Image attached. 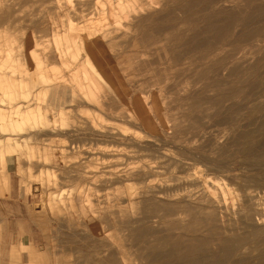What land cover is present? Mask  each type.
Listing matches in <instances>:
<instances>
[{
  "label": "rangeland",
  "instance_id": "374dc122",
  "mask_svg": "<svg viewBox=\"0 0 264 264\" xmlns=\"http://www.w3.org/2000/svg\"><path fill=\"white\" fill-rule=\"evenodd\" d=\"M190 1L0 0V22L46 21L45 35L0 25V79L18 87L0 89V100H46L43 86L71 99L91 81L97 98L67 101L65 114L52 111V124L79 129L94 113L96 128L124 138L119 146L73 130L84 147L64 142L74 154L59 164L52 159L60 135L38 139L27 158L17 155L32 141L0 146V169L9 173L11 163L27 159L24 172L35 184L23 192L10 170V192L0 196V264H264V16L257 11L264 0H199L189 8ZM220 9L235 16V27L218 39L207 29L221 21L196 18ZM196 31L198 40L217 39L194 46ZM242 34L247 39L236 40ZM87 46L103 76L85 63ZM54 47L57 56L42 62L38 55ZM20 76L28 79L21 87ZM26 106L17 117L40 113ZM15 112L7 122L13 133ZM29 121L23 131L44 118ZM47 199L57 211L44 219L32 203ZM248 214L253 240L232 246L231 238L247 235L240 223ZM22 237L26 244L14 253L10 245Z\"/></svg>",
  "mask_w": 264,
  "mask_h": 264
},
{
  "label": "crops",
  "instance_id": "0c3cea01",
  "mask_svg": "<svg viewBox=\"0 0 264 264\" xmlns=\"http://www.w3.org/2000/svg\"><path fill=\"white\" fill-rule=\"evenodd\" d=\"M17 25H21V28H31V29L34 28L35 31H40L41 35H45L46 21H42L40 24L35 25V26L31 25V23L28 24L27 22L24 23V22L13 21L10 24L9 23L5 24L4 27L14 28ZM87 51L90 53V55L93 58V60L98 63L97 64V68L102 70L101 68H103V63L96 59V56L92 53V49L87 46ZM43 52H44V54L38 55L42 62L45 61L46 57L48 58V57L57 56V52H56L55 47L50 49V50H48V51L43 50ZM25 56H27V55H25ZM26 62H27V60H26ZM39 73L36 72V77L35 78H39L40 77ZM25 80L28 81L27 78ZM36 89H37V87H36ZM51 89L52 88L49 87V86H47V87L43 86L42 87V92H41L42 95L41 96L44 97V95H46V97H47L46 100H42V101L31 100L29 102L28 101H20V104H25L26 103L24 105V107L23 106L21 107L23 110H25L28 107L26 105H31V108L36 109V111L40 110L41 115L44 118V123L39 125L35 129H27L24 133H19L17 135L13 134V133L11 134L12 138L15 137L19 141H22V142L24 140H26L28 142L32 141V143L29 144V147L27 149H25V151L22 150V149L20 151L18 150L19 154L17 156H20V157H23V158L24 157L27 158L28 156L35 155L34 152L32 151V148H33L34 144L37 142L38 139H49L51 136L60 135L62 137L61 138L62 140L57 145V150L59 151V154H57V155L54 154L56 158L52 159V162H54L55 164H59L62 159L67 160L68 156L74 154L73 151H71L70 149H67L65 147V145H64V142H69V143L70 142L71 143L77 142V139H73V137H71V132L73 130H75L76 132H80L81 131L82 133H88L89 136L92 135L93 138H96L98 140H100L101 138L104 139V140L109 138L108 139L109 142H111V143L115 142V145H119L120 146L123 143V141H124L123 139L124 138L121 137L120 135H118V134L117 135L105 134L100 129L95 127L93 122H94L95 119L98 122L100 116L97 115V114H94V113L92 114V116H88V118L85 117L86 125L80 127L79 129H75V128L69 129V128H64L63 126L57 127L54 124H52V121H54L51 118L52 111H54L55 113H59L60 115L65 114L67 112L66 111L67 105H68V103H66L67 101L77 100V102H81V101H85V100L90 99V98H97V95L95 93L96 90H95L94 84H92L91 89L94 91L95 96L91 95L90 97H88V96H89V93L91 94V92H90L91 89L89 88L90 91H88L89 90L88 87H87L86 91L84 92V94H79L78 92H76L77 91L76 89H73V92L74 93L76 92V94L72 95V96H74V98H71V99L68 98V97L61 96L57 90H51ZM73 92H72V94H73ZM86 94L88 95L87 98H86ZM36 96L38 97V96H40V94L36 93ZM122 99L124 100V97ZM43 103H45V104L43 105ZM107 106H109V105H107ZM1 107L5 108V109H11V108H16L17 106H15V104H13V106H11L10 104H4L3 106L1 105ZM74 109L75 108L73 107L72 110H74ZM112 109H113V111L118 113L119 116L125 117V110L123 108H120L119 106L114 104V105H112ZM88 114L90 115V113H88ZM135 116H138V115H135ZM143 116H145V115H143ZM105 123L107 125L109 124L107 122H105ZM145 124L148 127L150 125L152 126V123L150 122L149 119L145 120ZM109 125H112V126L115 125L118 128H121L118 124H115V123H111ZM85 138H88V137L87 136H83L82 139L84 140ZM77 143H80L81 146L84 147V143L82 141L77 142ZM81 151H82L83 154L85 153L84 149H82ZM85 156H87V155H85ZM2 161H4V160H2ZM27 162L31 163V161H29L27 159L26 160L22 159L20 162H13V163L10 164V170L13 169L15 171V173L20 176L19 182H20V186L22 188H24L23 192L26 191L28 188H30V186L33 187L35 185V184L33 185V182H31V179L28 178V175H27L28 174V170L26 172H24L25 171L24 164H26ZM38 162H39L38 159H34L32 161V164H35V163H38ZM76 167L79 168V167H81V165L79 164V166H76ZM10 170H9V173H8L5 168L4 169H0V196H4L6 194H9V192H10V182H11L10 181ZM97 173H99L98 170H97ZM23 174H26L25 177L23 176ZM76 177L78 179H85L82 176H78V175H76ZM60 178H62V177H59V179H51V180L58 183V182H60ZM41 179H43V177H41ZM45 179L48 180V177L45 178ZM25 180H27L26 183L24 182ZM116 197H117V195H116ZM44 201L45 202H43V203L41 201L35 202V203H38V205L32 203V209L34 210V212H39L40 213L39 215H41V217H43L44 219H49L51 217V214L54 215L57 210H53L51 207H49V205L51 203L50 200L47 199V200H44ZM107 203H108V201H107ZM103 220H105V219H103ZM71 232L72 231H70V232H61V233H59L57 239H59V241H61V239H63L64 241L67 240V236H69V234H71ZM61 243H62V241H61ZM25 244H26L25 243V238L22 237L17 243L12 242L10 247L14 248V253H16V249H17L16 247L17 246H19V247L25 246ZM47 249L48 248H45L43 250V252H45ZM80 263H81L80 261H75L74 264H80Z\"/></svg>",
  "mask_w": 264,
  "mask_h": 264
},
{
  "label": "bare ground",
  "instance_id": "6f19581e",
  "mask_svg": "<svg viewBox=\"0 0 264 264\" xmlns=\"http://www.w3.org/2000/svg\"><path fill=\"white\" fill-rule=\"evenodd\" d=\"M199 0H191L189 3H188V5H187V7H189V8H192L193 6L194 7H197V6H199ZM263 3V2H262ZM117 6V5H116ZM257 11L260 13V15H263L264 16V4H262V5H259L258 7H257ZM240 14V13H239ZM189 15V17L188 18H186V19H184L185 20V22L187 23V22H189L190 21V19L193 17V15H192V13L191 14H188ZM187 15V16H188ZM186 17V16H185ZM234 15L233 14H231L229 11L227 12V11H225V10H214L213 11V13H211L210 15H208V16H206V14L205 15H201L199 18H196V22L197 23H199V22H203V21H207L208 23H211V22H213V21H211V19H216V20H219V21H221L220 22V25H219V27L217 28V29H215V30H213V29H210V27L207 29V31L210 33V32H216V34H217V37H218V39H221V38H224V36H227L229 33H232L233 32V28L235 27L234 25H235V22H234ZM215 20V21H216ZM6 20H3V22H0V25H3V24H8V22H5ZM207 23V24H208ZM215 25V24H214ZM239 26V25H238ZM241 26H243V25H241ZM245 27H247V26H245ZM238 28V27H237ZM159 29V28H158ZM245 29V28H244ZM262 31H264V25H263V28L261 29ZM196 34H195V38H194V40H193V44H194V46H204V45H207V44H211V41H214V40H216L217 39V37L215 36V38H213V37H209V40L208 41H201L202 40V38H200L201 40H198L197 39V36H198V31H196L195 32ZM148 33H143L142 34V38L143 39H145V38H147L149 35H147ZM243 35V34H242ZM244 37H240L239 39H236V40H241L242 38L243 39H247V34H245V35H243ZM138 38V37H137ZM233 39V38H232ZM137 40V39H136ZM138 42V41H137ZM142 42V41H141ZM137 44H139L140 46H141V44L140 43H137ZM143 44V43H142ZM197 48V47H196ZM203 48V47H202ZM204 49V48H203ZM189 50V49H188ZM9 51V50H8ZM167 52V51H166ZM229 56V55H228ZM81 57V56H80ZM34 58V57H33ZM30 61H33V60H30ZM85 63L86 64H88L92 69H94L99 75H102L103 76V74H102V72L100 71V69H98L97 68V62H95L94 60H93V58L91 57V55H90V53L88 52V53H86V57H85ZM38 65V64H37ZM86 67H87V65H86ZM89 67V68H90ZM213 67L214 66H212L211 68L213 69ZM43 69V68H42ZM218 69V68H217ZM39 72V71H38ZM92 72H93V70H92ZM89 73V72H88ZM94 74H96L95 72H93ZM40 74V73H39ZM36 75V74H35ZM42 75V74H41ZM90 75V74H89ZM31 76V75H30ZM43 76V75H42ZM98 76V75H97ZM39 77V76H38ZM86 77H88V75L86 76ZM98 78V77H97ZM6 79V78H5ZM4 79V80H5ZM99 79V78H98ZM3 79H0V89H2L3 91H6L7 89H8V87H15V88H18L17 87V83H15V81L13 80V79H11V77H8L7 78V81L8 82H6V81H4ZM35 80H37V79H35ZM35 80H34V83H35ZM100 80V79H99ZM25 81V78H23L22 76H20V78H19V83H18V85H19V87H21V86H23V83L22 82H24ZM27 82V81H26ZM33 83V84H34ZM86 84V83H85ZM92 84H94V83H92L91 81H88L87 82V87H88V89L90 88L91 89V86H92ZM15 85V86H14ZM26 85V84H25ZM23 88V87H22ZM90 89L88 90V91H90ZM20 90H21V88H20ZM9 91V90H8ZM91 94L90 95H92V96H95V93H94V91L91 89ZM6 93V92H5ZM9 93V92H8ZM226 93H228V92H226ZM7 95V94H6ZM12 95H13V93H12ZM4 96H5V94H4ZM226 96V95H225ZM229 96V95H228ZM7 97V96H6ZM20 97V96H19ZM39 98V97H38ZM46 99V98H45ZM54 101V100H53ZM94 101V100H93ZM4 101H2V100H0V146L1 145H3V146H6V147H4V148H8L10 145V143L8 142V140L11 142V139H14V141L16 142V143H20V145L23 143L22 141H19L17 138H12L11 137V134L13 133V132H11V128H12V126H11V128H9V123H7L8 122V119H10V113H9V110L11 111V109H14V110H16V118L14 117L13 119H11L12 121H9V122H11V124H13L14 126H16V127H18V129L16 130V133H13V134H19V133H24L25 131H23V129H24V125L23 124H25L27 121H29V119L31 118V117H33L34 119H41V118H43V116L41 115V112L40 113H34V115L33 116H31L29 113H27V114H23V115H21L20 114V117H17L18 116V112H19V110H21L22 108V106L24 107V105L26 104H20V103H18L17 105H15V106H17L16 108H11V109H5V108H3V107H1V105L3 106L4 105V103H3ZM46 102V101H45ZM55 102V101H54ZM50 103V102H49ZM6 104V103H5ZM49 105V104H48ZM47 105V106H48ZM41 108V107H40ZM24 111V110H23ZM33 114V113H32ZM35 121V120H34ZM41 120H39V122H40ZM30 122V121H29ZM50 122V121H49ZM35 123V122H34ZM37 124H38V122H36ZM95 125V124H94ZM35 126H36V124H35ZM263 126H264V121H263ZM149 127H151V125L149 126ZM14 129V128H13ZM18 130H22V131H18ZM247 132H246V134H243V141L245 140V138L247 137ZM18 137V136H17ZM22 139V138H21ZM15 143V144H16ZM239 146H240V149H242V150H245V149H250L251 148V146H248L247 145V143H239ZM2 148V147H1ZM0 148V159H4L5 158V152L6 151H4V149L2 148L1 149ZM257 156V155H256ZM262 164H264V159H263V161H262ZM195 171V170H194ZM197 175V174H196ZM260 177V176H259ZM229 190V189H228ZM252 196V195H251ZM246 197H247V194H246ZM261 202V201H260ZM253 216H250L249 214L248 215H246L245 216V220H242V222L240 223V225H242V226H244V227H246V229H247V235H241V236H237V237H235V238H231L230 239V242H231V244H233L232 246H237V245H240V244H242V243H247V244H250L251 242H252V240H253V238H252V236H253V234H255L254 232H256V230H257V226H256V224L254 223V220H253V218H252ZM244 219V218H243ZM263 221H264V214H263ZM240 222V221H239ZM242 229V228H241ZM254 230V231H253ZM244 231V230H243ZM242 231V232H243ZM229 241V240H228ZM230 242H228V243H230ZM254 247V245H251V248H253ZM262 253H263V251H262ZM261 253V254H262ZM260 254V255H261ZM164 257H172L173 256V254L171 253H169L168 255H163ZM264 256V255H263ZM157 259V258H156ZM163 259V258H162ZM114 262H110L109 264H113ZM115 264V263H114Z\"/></svg>",
  "mask_w": 264,
  "mask_h": 264
}]
</instances>
